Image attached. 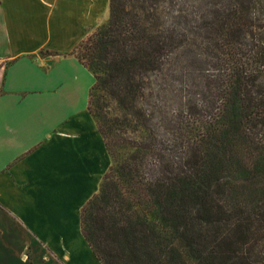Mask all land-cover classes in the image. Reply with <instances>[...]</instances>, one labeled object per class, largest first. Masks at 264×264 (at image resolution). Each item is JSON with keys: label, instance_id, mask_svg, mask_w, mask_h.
<instances>
[{"label": "trees", "instance_id": "trees-1", "mask_svg": "<svg viewBox=\"0 0 264 264\" xmlns=\"http://www.w3.org/2000/svg\"><path fill=\"white\" fill-rule=\"evenodd\" d=\"M111 164L102 264H264V0H110L70 52Z\"/></svg>", "mask_w": 264, "mask_h": 264}, {"label": "crops", "instance_id": "crops-1", "mask_svg": "<svg viewBox=\"0 0 264 264\" xmlns=\"http://www.w3.org/2000/svg\"><path fill=\"white\" fill-rule=\"evenodd\" d=\"M109 1L0 0V264H102L81 210L111 158L69 52Z\"/></svg>", "mask_w": 264, "mask_h": 264}, {"label": "rangeland", "instance_id": "rangeland-1", "mask_svg": "<svg viewBox=\"0 0 264 264\" xmlns=\"http://www.w3.org/2000/svg\"><path fill=\"white\" fill-rule=\"evenodd\" d=\"M106 18H107V16L105 17L104 21L106 20ZM104 21H103V22H104ZM103 22H102V23H103ZM93 30H94V29H93ZM93 30H92V31H93Z\"/></svg>", "mask_w": 264, "mask_h": 264}]
</instances>
